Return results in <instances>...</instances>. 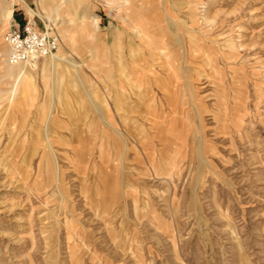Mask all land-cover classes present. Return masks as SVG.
Segmentation results:
<instances>
[{
  "label": "rangeland",
  "instance_id": "374dc122",
  "mask_svg": "<svg viewBox=\"0 0 264 264\" xmlns=\"http://www.w3.org/2000/svg\"><path fill=\"white\" fill-rule=\"evenodd\" d=\"M4 1L0 264H264V0H190L188 10L170 0L188 27L166 37V92L152 74L130 85L141 56L131 58L139 42L125 2L26 0L31 15ZM145 1L130 0L129 14L151 26L160 0ZM57 8L68 16L44 19ZM28 21L55 30L60 47V29L84 23L89 34L66 49L81 77L70 66L57 88L50 57L26 62L34 92L12 100L5 36ZM149 133L154 147L142 150Z\"/></svg>",
  "mask_w": 264,
  "mask_h": 264
},
{
  "label": "crops",
  "instance_id": "0c3cea01",
  "mask_svg": "<svg viewBox=\"0 0 264 264\" xmlns=\"http://www.w3.org/2000/svg\"><path fill=\"white\" fill-rule=\"evenodd\" d=\"M40 3L43 2L44 0H38ZM116 1V0H115ZM122 2H125V5L122 4L123 6H126L123 8V22L124 26L127 27V29H130L131 32L134 35V38L138 40L137 48L138 52H133L131 53V58H134L133 61L136 59L135 57H140L141 60L140 62H137L136 60L132 63L136 70L132 71V75H134V80L130 81V85L132 84L131 87L141 90L143 86L146 85L147 78H149V75L152 74L156 78V81L158 80V84L160 87V90L166 92L168 91L166 87L163 85L162 79V72L168 69L169 71L172 70L174 71L175 67V57L174 54L171 53L172 51V45L166 41V37L168 35L171 36L172 31H178L180 33V36L182 35V31L186 30L188 27L187 24V19H183L179 16L178 7H179V2L177 1H170V0H165V1H158L157 5L154 7V16L150 20L151 21V26L146 24L144 21H136L135 17L132 14H129V4L130 0H120ZM145 1V0H144ZM114 2V1H112ZM146 2V1H145ZM22 5L26 6L27 10L31 13V15H34L35 12L31 9V7L28 5L26 0H23ZM191 1H185L184 2V7L185 9L188 10V7L190 6ZM183 5V4H182ZM187 14V11H186ZM65 15V13H62L59 11V8H57L56 14L53 16L49 14L48 12H45V15L43 16L44 19H46L49 22H53L54 18L55 20H58V18H62ZM187 16V15H186ZM13 17V5L11 8V16L10 19ZM73 20V21H72ZM70 20V23H75L77 22V19H72ZM183 26L185 28H183ZM76 28L73 29H68V28H61L60 33L63 41L65 42L66 46H61L59 49V52L57 53L56 58H48L45 62V69H49L53 73V77H55V82L57 88H60L62 86V83L64 80H69L73 78V76L76 78L80 79V71H81V65H83V62L79 63L76 60H73L71 56L67 53L66 49L68 48L70 50V53L75 51V43L77 39L81 38L84 33L89 34V30L87 27L84 26V23H76ZM178 33V34H179ZM173 35V34H172ZM142 46H144V49H142ZM143 50H150L149 52L145 53ZM150 56L152 58V63H150ZM157 57H160L161 59H164L163 61V67L164 69L157 70L156 66V59ZM166 57H169L166 59ZM174 57V60H173ZM56 59H59L58 62H56ZM169 59L171 61H169ZM73 69L74 75L72 76L71 72L67 68ZM176 70V68H175ZM145 73V74H144ZM175 73V71L173 72ZM147 74V76H146ZM21 77V82L18 85V88L16 92L14 93L13 97L11 99L13 100L17 94L19 96L25 97L27 94L30 96L33 89L30 87V83L32 80V74H31V69L30 67L27 68V71H24L20 75ZM34 92V91H33ZM10 98V95H9ZM11 99L9 101H11ZM153 126H151L150 131H155L157 128V123H155V120L153 122ZM160 128V126H159ZM156 138V137H154ZM152 134L148 136H145V139H147V144L143 146V149L146 148H153L154 147V142ZM157 139V138H156Z\"/></svg>",
  "mask_w": 264,
  "mask_h": 264
},
{
  "label": "built area",
  "instance_id": "2783aa9c",
  "mask_svg": "<svg viewBox=\"0 0 264 264\" xmlns=\"http://www.w3.org/2000/svg\"><path fill=\"white\" fill-rule=\"evenodd\" d=\"M9 48L8 61L11 64L34 62L56 54L60 48V36L46 27L40 30L31 21L25 25L15 24L5 36Z\"/></svg>",
  "mask_w": 264,
  "mask_h": 264
},
{
  "label": "bare ground",
  "instance_id": "6f19581e",
  "mask_svg": "<svg viewBox=\"0 0 264 264\" xmlns=\"http://www.w3.org/2000/svg\"><path fill=\"white\" fill-rule=\"evenodd\" d=\"M12 1H14V2H19V3H23V0H12ZM0 4L2 5V13L4 14V16H5V18L7 19V20H9V18L10 17H7L6 15H5V13H4V11H5V8L7 7V3L4 1V0H2L1 2H0ZM210 18H211V16H210ZM210 18H208V17H206L205 16V22L206 23H210L211 22V20L212 19H210ZM219 43V42H218ZM220 45V44H219ZM60 49V48H59ZM58 52H59V50H58ZM57 52V53H58ZM57 53L56 54H54V55H52L51 57H53V56H56L57 55ZM7 56H8V53H7ZM169 57H166V59H168ZM3 62L5 63V65H7L6 67H5V71L8 73V74H10V73H12L14 76H13V78H14V81H13V84H12V88L10 89V92H9V94H11V96H12V92L14 93V92H16V90L17 89H14V87L16 86H18L19 84H20V82H21V73L22 72H24V71H27V69L26 68H24L25 66H24V64H26V63H20V64H11L10 62H8V60H6V54H5V58H4V60H3ZM30 63V62H29ZM10 96V97H11Z\"/></svg>",
  "mask_w": 264,
  "mask_h": 264
}]
</instances>
